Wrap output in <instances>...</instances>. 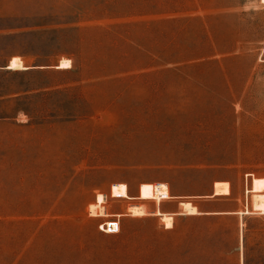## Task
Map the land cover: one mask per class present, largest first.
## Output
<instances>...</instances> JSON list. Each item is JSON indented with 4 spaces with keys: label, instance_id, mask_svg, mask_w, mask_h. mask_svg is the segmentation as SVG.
<instances>
[{
    "label": "rangeland",
    "instance_id": "1",
    "mask_svg": "<svg viewBox=\"0 0 264 264\" xmlns=\"http://www.w3.org/2000/svg\"><path fill=\"white\" fill-rule=\"evenodd\" d=\"M0 264H264V0H0Z\"/></svg>",
    "mask_w": 264,
    "mask_h": 264
},
{
    "label": "bare ground",
    "instance_id": "2",
    "mask_svg": "<svg viewBox=\"0 0 264 264\" xmlns=\"http://www.w3.org/2000/svg\"><path fill=\"white\" fill-rule=\"evenodd\" d=\"M70 65H71V60L67 59V60L62 61V63L59 65V67H67V66H70ZM20 66L22 67V61L19 58H15V59H13L10 67H20ZM183 204H184V207H185V209L187 210L188 213H197L198 212L197 208L195 206H193L191 203H183ZM91 208H92V211L95 210L97 212L98 210H100L103 213H105L103 211L105 207L102 204L98 203V202H96L94 204H91ZM130 211H132L134 214H142V213L146 212V209L143 206H140V205L138 206L136 204V205H134V206H132L130 208ZM98 213H100V212H98ZM163 217L169 223L172 220L171 215L170 216L166 215V216H163Z\"/></svg>",
    "mask_w": 264,
    "mask_h": 264
},
{
    "label": "built area",
    "instance_id": "3",
    "mask_svg": "<svg viewBox=\"0 0 264 264\" xmlns=\"http://www.w3.org/2000/svg\"><path fill=\"white\" fill-rule=\"evenodd\" d=\"M98 199V198H97ZM109 214V213H106ZM119 213H111L107 219L100 223V228L106 232H116L120 229Z\"/></svg>",
    "mask_w": 264,
    "mask_h": 264
},
{
    "label": "crops",
    "instance_id": "4",
    "mask_svg": "<svg viewBox=\"0 0 264 264\" xmlns=\"http://www.w3.org/2000/svg\"><path fill=\"white\" fill-rule=\"evenodd\" d=\"M15 58H19L20 59V57L19 56H13L12 57V59H11V61H10V63H8L7 64V67H10L11 66V63H12V61H13V59H15ZM21 60V59H20ZM22 61V60H21ZM60 65V64H59ZM58 65V66H59ZM21 67V66H20ZM22 67H25V68H30V66H25V65H23L22 64ZM10 68H12V67H10ZM17 68V67H16ZM224 211H237V212H240V210L239 209H229V210H224ZM205 212H207V211H205ZM242 212H244V210H242Z\"/></svg>",
    "mask_w": 264,
    "mask_h": 264
}]
</instances>
